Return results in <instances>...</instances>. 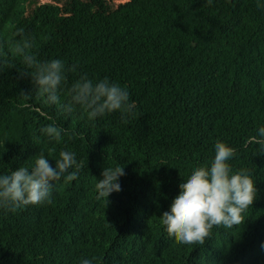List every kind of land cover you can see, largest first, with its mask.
<instances>
[{
	"label": "trees",
	"instance_id": "16d2710c",
	"mask_svg": "<svg viewBox=\"0 0 264 264\" xmlns=\"http://www.w3.org/2000/svg\"><path fill=\"white\" fill-rule=\"evenodd\" d=\"M35 3L0 0V175L41 154L55 167L61 151L84 167L53 182L51 203L0 209V264H264V153L250 142L264 127V0H129L112 11L107 0ZM17 28L41 62L76 66L58 103L37 93L12 44ZM84 73L125 88L135 115L68 112ZM49 124L64 130L60 142L41 131ZM218 140L235 149L228 163L247 170L256 199L241 225L178 244L160 215ZM117 166L121 190L98 200L102 170Z\"/></svg>",
	"mask_w": 264,
	"mask_h": 264
},
{
	"label": "clouds",
	"instance_id": "9594fccd",
	"mask_svg": "<svg viewBox=\"0 0 264 264\" xmlns=\"http://www.w3.org/2000/svg\"><path fill=\"white\" fill-rule=\"evenodd\" d=\"M212 2L207 0L209 5ZM257 6L264 7L259 3ZM17 36L19 39H16ZM33 42L32 37L25 35L23 28H17L13 33V47L22 56L25 68L32 69L30 75L37 86V93L45 98L46 104L58 103V89L66 82L67 74L75 73L77 68L75 65L66 66L60 59L41 62L27 51ZM68 91L70 99L65 109L72 112L78 106L89 120L114 111H120L124 122H127V117L135 115L129 92L107 77L94 82L86 73L80 74ZM41 131L50 139L60 142L64 130L49 124ZM250 142L259 145L261 153H264V127L258 129ZM235 155L234 148L218 140L210 164L195 168L179 184L178 194L168 210L160 215L165 231L178 244L203 245L214 226L233 228L244 223L243 213L256 199L257 189L247 170L233 172L228 162ZM83 167L84 162L77 161L75 153L71 151H61L55 160V167L41 154L30 169L20 166L0 175V209L15 212L29 205L51 203L53 182L61 177L66 181L75 180ZM123 175L122 166L104 168L102 179L95 184L97 199L106 200L112 192L120 191L118 180ZM261 247L264 248V243ZM94 259H83L80 264H93Z\"/></svg>",
	"mask_w": 264,
	"mask_h": 264
},
{
	"label": "rangeland",
	"instance_id": "374dc122",
	"mask_svg": "<svg viewBox=\"0 0 264 264\" xmlns=\"http://www.w3.org/2000/svg\"><path fill=\"white\" fill-rule=\"evenodd\" d=\"M64 0H36V3L35 5H39V4H42L44 2H54V3H57V4H60L63 2ZM129 0H107V3H108V8L109 10H115L117 9L121 4L127 2Z\"/></svg>",
	"mask_w": 264,
	"mask_h": 264
}]
</instances>
